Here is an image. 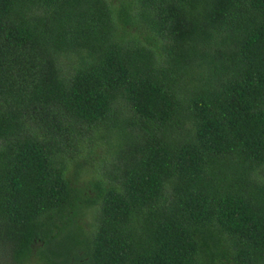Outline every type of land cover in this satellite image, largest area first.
<instances>
[{
  "label": "trees",
  "instance_id": "obj_1",
  "mask_svg": "<svg viewBox=\"0 0 264 264\" xmlns=\"http://www.w3.org/2000/svg\"><path fill=\"white\" fill-rule=\"evenodd\" d=\"M0 221V264H264V0H0Z\"/></svg>",
  "mask_w": 264,
  "mask_h": 264
},
{
  "label": "rangeland",
  "instance_id": "obj_2",
  "mask_svg": "<svg viewBox=\"0 0 264 264\" xmlns=\"http://www.w3.org/2000/svg\"><path fill=\"white\" fill-rule=\"evenodd\" d=\"M62 64L64 65L63 62H62ZM104 148H105V144H102L99 147H94L93 150H92V152H93L92 154H87V151H88L87 150V146H86L85 143H83L82 146L79 147V152L77 151V153L75 155L78 156L76 158H80L79 160H80L81 165L83 167L89 169L92 164L95 166V163L97 162L98 159H100V157H105L106 159H108V155L105 153ZM84 155H86V156L87 155H91L92 160L89 161L91 164L89 162H84L83 163L82 157H84ZM64 158H66V156H64ZM101 166H102L101 168H103V165H101ZM101 168H98L97 172L93 173V175L99 176L101 174ZM67 170H68V168H67ZM85 179H87V178H85ZM84 180H82V181H84ZM82 181L78 182L77 185L81 187L82 186ZM86 191H87V194H89L91 196L95 195V194H93V192L90 191L89 188ZM87 218H89V220H91L92 219V215H90V216L88 215ZM4 226L5 225L0 221V229H2ZM1 233H4V232L1 231ZM0 242H4L3 244L0 245V263H8L10 261V259H9V251L12 248V246H10L11 242L9 240L8 241H4L2 239H0ZM62 242L65 243L67 241H66V239H62ZM38 246H39V244L35 245V247H38ZM40 260L41 259H39L37 261L41 262Z\"/></svg>",
  "mask_w": 264,
  "mask_h": 264
}]
</instances>
